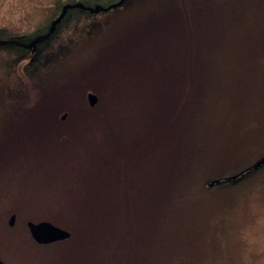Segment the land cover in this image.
I'll return each mask as SVG.
<instances>
[{
	"label": "rangeland",
	"instance_id": "rangeland-1",
	"mask_svg": "<svg viewBox=\"0 0 264 264\" xmlns=\"http://www.w3.org/2000/svg\"><path fill=\"white\" fill-rule=\"evenodd\" d=\"M75 1L90 6H105L115 0H0V38H10L8 41L11 43L0 45V106L9 105L5 110L12 111L14 105L11 102L24 101L28 93L25 86L27 81L30 88L40 90L37 91L39 97L41 93H46L50 103L47 102L46 107L51 105L52 108L39 119L41 121L19 129L13 135V141L1 144V148L12 152L0 158V259L5 264H77L81 259L89 264V253L87 259L84 257L88 229L82 227L80 222H88L99 229L102 224H107L108 218L112 220L111 214H95V211L100 212L101 204L105 201L94 195L97 187L106 182L99 183L105 170L121 159L117 156L116 140L120 139L122 151L128 146L135 148L133 158L130 162L126 161L127 164L140 166L143 153H146V145L142 144L137 149L128 127L120 132L114 131L116 121L110 116L122 119L124 112L130 109L124 107L121 112L120 108L113 109L114 97L122 96L121 103L133 105L135 95L148 80L137 79L145 68H128L126 61L130 60V55L126 54L118 62L123 47L142 43L135 53H132V48L128 52L132 53L136 68L138 64L144 65L150 61L151 66L154 63L147 52L150 45L136 39L124 43L117 39L110 46L101 44L100 53L88 60L92 62L86 61L81 65L94 53L103 30L113 22L125 19L128 13L140 10L146 0H124L119 6L98 12L82 8L67 9L54 32L31 50L28 43L46 31L61 6ZM151 1L148 0L149 5H152ZM174 1L155 0V4L164 2L173 5ZM195 2L190 10L186 9L188 4L183 6L185 20L180 29L184 28L185 31H178L179 35L185 36L184 39L193 32L196 36H212L216 48L203 54L207 60L216 58L203 67L218 73L222 57L236 46L240 57L238 75L243 82L252 83L245 97L246 102L254 105L261 95L264 103V63L253 78L255 64L248 56L249 51H257L253 53V58L263 59L264 62V22L258 26L257 35L240 33L237 39V23L264 21V0ZM154 17H158V13ZM193 22L199 24L195 26L191 24ZM111 27L117 29L121 25L116 23ZM177 27L176 23L156 28L150 25L145 35L154 30L157 36H162L167 44L172 45L180 39L176 35ZM115 63L118 66L114 67ZM108 66L111 69L106 72ZM233 86L237 96V85ZM88 91L97 95L92 107L86 100ZM190 94V89L186 87L178 96L182 103L178 121L180 126L184 124L186 128L190 122L187 120L190 112L186 109L190 108L187 102ZM52 103L63 109L55 114L56 105L52 106ZM63 113L65 116L61 119ZM100 122H104L108 129L107 135L98 132ZM262 122H255L253 127L263 125ZM2 124L0 121V127ZM188 128L185 134L176 132L177 142H180L166 162L162 178L164 189L158 194L160 200L156 202L157 209H160L158 204L167 209L166 202L171 199L181 200L185 184L189 183L192 187L196 184L192 182L193 179L185 180L190 168L195 167L193 155L198 150L197 137L192 138ZM161 130L158 126L153 140ZM251 134L252 138L248 139L246 145L254 143L256 145L251 147L258 151L235 170H226L222 174L209 173L204 180L206 185L211 179H225L236 174L264 155V133ZM106 140H110L109 145L98 147L99 143L106 144ZM235 142L232 140L230 144ZM184 173L186 176H183ZM212 187V195L203 199V207L200 192L187 185L184 207L180 212L191 216V225L186 233L177 235L174 242L166 246V257L160 264H264V165L236 181L223 180ZM195 189L200 191L199 186ZM11 213H15V218L13 224L9 225L7 221ZM180 216L166 213L163 221L171 225L167 230L162 229L161 237L154 242V236L145 241L148 231L145 239L142 236V244L149 248L147 256L153 259L159 257L162 244L168 242L169 231L180 221ZM27 220H48L73 233L69 240L63 242L64 239L52 244L37 243L30 236ZM116 235L117 242L110 247V258L100 264H112L114 255L119 253L120 233ZM81 240L83 244L79 256L77 242Z\"/></svg>",
	"mask_w": 264,
	"mask_h": 264
},
{
	"label": "trees",
	"instance_id": "trees-1",
	"mask_svg": "<svg viewBox=\"0 0 264 264\" xmlns=\"http://www.w3.org/2000/svg\"><path fill=\"white\" fill-rule=\"evenodd\" d=\"M151 3L152 5H149L148 0H146L140 10L128 13L125 19L115 21L107 26L100 34L101 37L94 53L81 63L83 65L92 56L96 57V54L100 53L102 45L110 46L117 39L122 43L126 40L132 42L135 39L147 42L150 45L147 52L154 60L151 66L149 61L144 65L138 64L136 68L134 67L132 53L139 50L142 43L126 45L123 47V53L118 57L119 62V59L126 54L130 55V60L126 61L128 68L133 70L138 69L139 66L140 69L145 68L137 79L148 80L135 95L133 105H128L122 100L123 103H121L122 96L114 97L113 109L120 108L121 112L124 107L130 108L124 112L122 119H116L113 115L110 116L112 120L115 119L116 121L117 127L114 131L120 132L128 127L135 139L134 144H136L137 149L139 150L142 144L146 145V153H143L140 166H132V163L127 164L132 160L135 148L132 149V146H128L129 150L126 147L122 151L120 139L116 140L117 156L123 160L117 159L110 169L105 170L106 173L100 178L99 183L106 182L97 187L96 195H94V197L98 196L105 201L101 204L100 212L99 210L95 211V214H111L112 220L108 218L107 224H102L99 229H95L88 222H80L82 227L88 229V243L84 257L87 259L89 253L91 256L89 264H100L110 258V247L114 245V242H117V233H120L118 236L119 253L114 255L115 259L112 264H160L163 262L164 257H166V246L173 243L177 235L182 236L186 233L191 225V216L188 213L180 212L184 207L187 185L190 189L193 188L200 192L204 207L203 199L207 195H212L213 192V187H208L204 183L206 176L211 172L222 174L226 170H235L238 165H243L258 151L251 147V145L256 144L246 145L248 139L252 138L251 132L264 133V124L256 128L253 127L255 122L259 121L260 124V120L261 123H263L262 120L264 121L262 96H259L258 101L255 100L254 105L246 102L245 97L252 83L249 85L248 81L243 82L238 75L240 57L237 47L234 46L222 57L219 73L216 70L205 69L203 66L207 67L206 64L216 58V56L210 57L207 60L203 54L206 50L216 48L212 36H196L193 32L190 34L191 36H186L184 39L185 36L178 33L181 30L185 31L184 28L180 29V25L185 20L182 14L185 12L183 6L188 4L186 9L190 10L191 4L196 3L195 0H175L173 5H166L164 2L157 5L155 0H152ZM171 12L173 13L171 14ZM157 13L158 17H154ZM154 22L157 24H153ZM263 22L237 23V39L240 33L257 35L258 26H261ZM116 23L120 24L121 27L113 29L111 26ZM167 23L178 25L176 35L180 36V39L175 44H167L162 36H157L154 30L145 35L146 31L150 30L148 29L150 25L152 28H156ZM191 24L196 26L199 23L193 22ZM130 48L133 49L132 53H128ZM151 52L153 56H151ZM249 52L248 56L251 60L253 59L252 64H255L252 73L254 78L256 71L264 62L263 59L253 58V53H257V51ZM113 66H118V63L113 64ZM110 69L108 66L106 72ZM253 78L250 77V80L252 81ZM227 85L232 86L223 89ZM233 85H237V96H235ZM25 86L28 92L27 98L19 103L11 102L14 105L12 111L5 110L9 105L0 106V121L3 123L0 127V158L6 154H12V152L4 150L3 147L1 148V144L13 141L15 138L13 135L19 129L22 130L24 126L41 121L39 119L47 115V112L52 109L51 105L46 107L49 100L45 96L46 93H41L39 97L37 91L40 90L30 88L27 81ZM186 87L191 91L187 99L190 108H186L190 112L187 118L190 121V128H188L189 125L187 128L192 138L197 137L198 150L193 155L195 167L190 168L185 180L191 181L193 179L192 182L196 184L193 187L189 183L185 184L181 200L174 201L171 199L166 202L167 209L159 204L160 209H157L156 202L158 199L160 200L158 194L164 189L162 178L164 177L166 162L173 153L172 150L179 146L180 140L177 142V133L185 134V129H187L184 124L180 126L178 121L182 105L178 96ZM262 92L264 93V90ZM55 105L52 103V106ZM62 109L56 105L55 114H58ZM100 123L101 126L98 127L101 128L98 129V132L107 135L108 129L105 128L104 122ZM144 126L146 129H143ZM158 126L163 130L153 140ZM232 140L237 142L230 144ZM109 143L110 140H106V144L104 142L99 143L98 147L109 145ZM184 170H186L185 167ZM169 180L172 179L169 178ZM173 180L175 181V174H173ZM196 186L200 187V191L195 189ZM166 213L174 216L181 215L180 221L178 220L174 228L170 229L168 242L162 244L159 257L155 256L153 259L146 255L149 248L146 249L147 246L142 244V236L145 239L148 231L145 241H149L153 236V242L159 239L162 235V229L167 230L171 225L163 221ZM69 232L70 236L61 242L71 238L73 232L71 230ZM98 237H100L99 241H97ZM82 244L83 240L77 242L79 256ZM79 262L80 260L77 261V264ZM80 264H87V260L85 262L81 259Z\"/></svg>",
	"mask_w": 264,
	"mask_h": 264
},
{
	"label": "water",
	"instance_id": "water-1",
	"mask_svg": "<svg viewBox=\"0 0 264 264\" xmlns=\"http://www.w3.org/2000/svg\"><path fill=\"white\" fill-rule=\"evenodd\" d=\"M123 2H124V0H115L114 2L109 3L105 6H102L100 4H95L94 6H90V5L84 4L81 1L65 3L61 6L59 13L51 20L46 31L42 34L36 35V37H34L28 43V47H31V49L34 50L36 47V44L39 41L50 36L54 32L56 25L63 18L67 9L82 8V9L88 10L89 12H98L101 10L102 11L109 10L113 7L119 6ZM86 100H87L88 104L90 106H92L97 101V95L91 91H88L86 93ZM64 116H65V113L61 114V116H60L61 119L64 118ZM262 165H264V155L261 158H259L258 160H256L255 162H253L251 165H249L246 168H243L242 170L238 171L236 174H233L231 176H227V177H225V179H219V178L211 179L208 181L207 185L213 186V185H216L223 180L236 181L237 179H239L243 175L256 170L257 168H259ZM14 218H15V213H11L9 218H8V221H7L9 225L13 224ZM26 226H27L28 231L30 233V236L33 238V240H35V242L41 243V244H46V243H51V242H54L57 240H62V239L69 237V235H70V232L67 229L62 228L60 226H57L48 220H40V221L27 220ZM0 264H5V263L0 259Z\"/></svg>",
	"mask_w": 264,
	"mask_h": 264
},
{
	"label": "flooded vegetation",
	"instance_id": "flooded-vegetation-1",
	"mask_svg": "<svg viewBox=\"0 0 264 264\" xmlns=\"http://www.w3.org/2000/svg\"><path fill=\"white\" fill-rule=\"evenodd\" d=\"M0 39H1V40H0V45H2V44H7V42L10 43V42L8 41V39H10V38H8V39H5V38H4L3 40H2V38H0ZM1 41H2V43H1ZM10 44H11V43H10ZM30 49H31V47H30ZM31 50H32V49H31Z\"/></svg>",
	"mask_w": 264,
	"mask_h": 264
}]
</instances>
